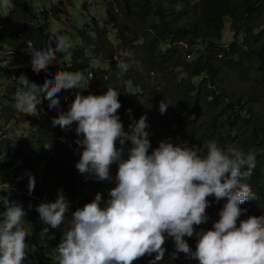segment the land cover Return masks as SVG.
Masks as SVG:
<instances>
[{
  "label": "trees",
  "instance_id": "trees-1",
  "mask_svg": "<svg viewBox=\"0 0 264 264\" xmlns=\"http://www.w3.org/2000/svg\"><path fill=\"white\" fill-rule=\"evenodd\" d=\"M104 3L105 27H100L97 18H93L92 26L76 28L82 42L70 47L67 55L56 52L52 62L61 61L59 71L90 74L93 79L88 86L89 93L101 95L107 87L118 91L121 103L118 115L122 118L128 113L134 120L146 116V131L153 144L163 138L161 134L155 135L159 130L154 126L165 124L171 128L176 143L202 147L214 140L221 148L233 145L253 153L255 168L244 182L251 186L256 199L240 205L247 210L241 217L264 211V112L261 109L264 101V0H110ZM62 11V2L53 3L52 16L48 17L47 12L37 11L28 0H11L3 23L5 31H0V44L8 51L13 49L17 56L30 58L25 51L28 44L42 50L43 43L56 37L50 32L47 21L59 19ZM228 22L234 34L230 36L231 45L224 48L221 42ZM124 53H129L133 63L154 75L149 85L133 78L129 68L118 76L117 64L125 63ZM116 55L120 62L113 61ZM96 59L110 61L113 72L109 74L106 69L96 67ZM225 70L250 80L249 89L241 92L227 86ZM22 74L37 85H43L47 79L30 67H25ZM162 80L170 85L164 91L159 90ZM21 87L20 81L11 82L5 105L0 104V120L6 125H30L35 138L29 145L32 152L28 153L23 139H9L7 131L0 126V189L6 185V180L14 184L22 174H31L36 181L34 197L40 202H53L58 191L68 195L69 212L65 223L58 229L45 225L49 230L43 235V242L32 229L39 219L36 208L23 217L27 222L24 225L28 231L26 243L29 248L35 245L37 249L28 251L24 264H58L55 248L70 226L71 213L91 202L97 193L102 194V200L109 199L108 191L115 184L82 175L76 169L80 149L75 143L78 139L75 122L70 129L52 124L53 118L68 110L76 92L63 98L61 90L57 94L60 103L56 108H49V101L43 99L37 105L39 115L28 116L13 106L15 93ZM162 101L168 105L164 113L160 111ZM154 135L158 137L156 140ZM34 152L45 153L47 160L35 157ZM37 173L40 181L34 175ZM1 190L7 192L6 188ZM209 198L215 200L214 196ZM217 203L221 209L226 198ZM0 211H3L2 206ZM207 215V223L195 226L196 231L212 228L215 216ZM193 237L196 245L195 235ZM193 237H185V240L191 241ZM187 243L190 246V242ZM163 247L164 256L172 255L176 248L167 240ZM151 256L154 258L156 253ZM179 256L177 253V260ZM144 257L136 263L142 261L143 264Z\"/></svg>",
  "mask_w": 264,
  "mask_h": 264
},
{
  "label": "clouds",
  "instance_id": "clouds-1",
  "mask_svg": "<svg viewBox=\"0 0 264 264\" xmlns=\"http://www.w3.org/2000/svg\"><path fill=\"white\" fill-rule=\"evenodd\" d=\"M4 2L10 4V0ZM43 45L42 50L31 44L25 49L36 73L47 70L56 52L67 55L71 47L66 36L50 37ZM117 67L118 76L128 71L124 62ZM84 80L80 71H57L53 79L37 85L21 75L22 87L15 93L13 106L28 116H38L37 105L43 99L49 101V108L59 107L57 94L87 88ZM119 95L112 87L101 95L77 91L68 110L52 120L53 126L61 129H70L75 122L78 172L115 184L106 201L97 193L91 202L71 213L70 226L55 248L58 264H133L153 253L156 256L150 264H156L164 257L167 237L173 238L176 252L199 264H264V215L240 219L247 211L240 205L256 199L244 182L255 168V155L233 145L221 148L214 140L202 147L161 141L149 152L152 145L146 116L125 131L118 115ZM167 107L162 101L161 113ZM113 164L118 166L114 178L110 175ZM35 184V177L29 174V195ZM9 196L0 195V264H24L28 251L37 249L26 243L23 205ZM210 196L217 202L226 198V203L211 229L196 231L195 226L209 219L206 209ZM35 210L44 224L58 229L65 223L69 203L61 191L54 202H42ZM48 230L44 228L42 236ZM194 235L195 250L185 240ZM172 258H176L175 252Z\"/></svg>",
  "mask_w": 264,
  "mask_h": 264
},
{
  "label": "rangeland",
  "instance_id": "rangeland-1",
  "mask_svg": "<svg viewBox=\"0 0 264 264\" xmlns=\"http://www.w3.org/2000/svg\"><path fill=\"white\" fill-rule=\"evenodd\" d=\"M29 2L32 3L34 8L37 11H44L48 13V17L52 16V9H53V3L57 4L59 2H62V15L59 17V19H48L47 25L50 30V32L55 35L56 37L58 36H66L69 38V43L71 47H74L76 44L81 43V38L79 39L78 36V31L76 28H81V27H87V26H92L93 18H97L98 24L100 27H105L104 22L106 21V5L105 1H110V0H28ZM86 7V8H85ZM118 13H120V10H116ZM8 17V6L1 5L0 7V24H3L5 20ZM108 32H111V28L107 27ZM5 31V29L3 30ZM234 31L231 26V24L228 22L226 26V34L221 42V45L226 48L231 45L232 39L230 36H233ZM11 48V47H9ZM0 49H3L5 51H8V48L3 47L0 44ZM12 49V48H11ZM13 50V49H12ZM9 50L11 52H14V50ZM125 63L128 65V68L130 69V74L133 78H135L137 81L144 83L146 85H149L154 78V75L147 70L141 68L139 65L133 63L131 61V56L129 53L123 54ZM7 61V63H3L4 61ZM117 60L118 62L121 61L119 56H115L113 61ZM31 56L30 58L27 56H23L22 54L20 56H17L15 53L13 55H1L0 56V104L5 105L6 101L5 98L7 96V90L8 87L10 86L11 82L16 80L19 81V77L22 74V72L25 70V67H31ZM94 65L98 68L106 69L109 74L113 72V68L111 66L110 61L108 60H103V59H96L94 60ZM61 66V61H55L51 62L50 65L48 66L47 70H42L40 71L43 75H45L48 79L54 78V74L60 70ZM116 66V65H115ZM22 69H24L22 71ZM21 70V71H20ZM20 71V72H19ZM33 71V70H32ZM19 72V73H18ZM225 78H226V85L229 87H232L235 90L241 91V92H246L249 89L250 86V80L243 79L238 73L231 72L229 70H225ZM84 75V82L85 86H88L92 81V77L90 74H83ZM254 76V75H253ZM252 76V77H253ZM159 84V90L164 91L165 88H169L170 85H168L167 80H162ZM21 85V83H20ZM69 89V90H62L61 96L63 98H68L78 90L80 92H83V95H88V94H94V93H89V89ZM172 87V86H171ZM129 90H132L131 85L128 86ZM260 93V91H257ZM49 104V102H47ZM1 109V107H0ZM261 109L264 112V101L263 104L261 105ZM123 125H124V130L129 131V125L132 124L134 121L133 118L130 117V114L126 113L122 118H120ZM0 126L4 128L7 132L5 134L7 137L13 141H20L22 140V143L25 145V150L28 153L32 152L31 147L29 146L30 143L34 140L35 138V131H33V128L30 125L26 124H18V125H6L5 122H1L0 120ZM154 129H158L159 133L155 134L158 136L161 134L163 138L157 140L155 144L152 143V140L150 137L148 139L150 140V143L152 145V148L149 149V152L152 151L153 148L157 147L161 141H171L173 144H176V141L173 137V134L171 132V128L167 127V125L162 124V125H155ZM154 135L153 139H157ZM131 145V142L128 141ZM64 154H67L66 151H63ZM33 155L35 157H42L43 159H46V154H40L39 152H34ZM118 170V166L116 164H113L110 167V175L115 176L116 172ZM38 176L39 181L41 180L40 174H34ZM6 191L0 189V195L3 196H9V199L13 196L12 198L15 201H19L25 211L26 214H32L33 209L36 208L40 203V200L36 199L34 197V191L31 193V195L28 194L27 190V185H28V175L22 174L20 179H18L16 183L11 184L9 183V180H6ZM36 186V185H35ZM61 191H58V193ZM58 193L56 197L54 198L53 202L56 200ZM67 199V201H70L68 195L63 193ZM107 199L103 200L106 201ZM208 200L210 202V206L206 209L207 214H213L215 218H213V221H216L219 219V211L220 208L218 207V203L216 200H210L208 197ZM46 202H49L48 200ZM31 206V207H30ZM264 215V211L260 212L259 214H248L245 217H240V219H247L248 216H261ZM239 224V221H238ZM45 225L40 218L32 227L33 231L37 232L39 234L41 242L44 241V237L42 236V230L45 228ZM166 240L170 243L171 246H173L174 240L171 237H167ZM187 242H190V248L195 250L196 245L195 243V238L193 237L191 241H189V238L186 240ZM193 243V244H192ZM179 253L180 256L176 258H172V255L164 256L161 260L156 261V264H199V262L195 259H191L187 254H183L182 252H176V248L172 250V253ZM155 257L153 256H148L147 254L144 257L143 264H150V261L154 260ZM176 260V261H175ZM180 260V262H179ZM142 264V261H140ZM136 261L133 262L135 264ZM138 264V263H136Z\"/></svg>",
  "mask_w": 264,
  "mask_h": 264
},
{
  "label": "built area",
  "instance_id": "built-area-1",
  "mask_svg": "<svg viewBox=\"0 0 264 264\" xmlns=\"http://www.w3.org/2000/svg\"><path fill=\"white\" fill-rule=\"evenodd\" d=\"M10 4H11V0H10ZM10 4L6 5L5 2H4V0H0V7H1V5L9 6ZM3 28H4L3 27V24H0V31H2ZM1 55H5V56L9 55L10 56V55H13V52H11V51H5L3 49H0V56ZM3 63L5 64V63H7V61L5 60ZM2 188L5 189L6 188V185H4Z\"/></svg>",
  "mask_w": 264,
  "mask_h": 264
}]
</instances>
